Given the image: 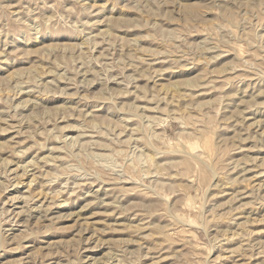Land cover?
Segmentation results:
<instances>
[{
  "label": "rangeland",
  "instance_id": "1",
  "mask_svg": "<svg viewBox=\"0 0 264 264\" xmlns=\"http://www.w3.org/2000/svg\"><path fill=\"white\" fill-rule=\"evenodd\" d=\"M0 264H264V0H0Z\"/></svg>",
  "mask_w": 264,
  "mask_h": 264
},
{
  "label": "bare ground",
  "instance_id": "2",
  "mask_svg": "<svg viewBox=\"0 0 264 264\" xmlns=\"http://www.w3.org/2000/svg\"><path fill=\"white\" fill-rule=\"evenodd\" d=\"M25 91V90H24Z\"/></svg>",
  "mask_w": 264,
  "mask_h": 264
}]
</instances>
